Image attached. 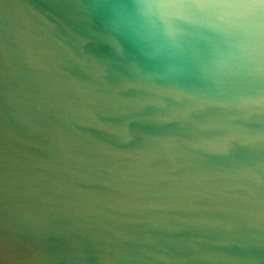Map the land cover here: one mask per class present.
Wrapping results in <instances>:
<instances>
[{
  "label": "water",
  "instance_id": "95a60500",
  "mask_svg": "<svg viewBox=\"0 0 264 264\" xmlns=\"http://www.w3.org/2000/svg\"><path fill=\"white\" fill-rule=\"evenodd\" d=\"M0 264H264V54L0 0Z\"/></svg>",
  "mask_w": 264,
  "mask_h": 264
},
{
  "label": "clouds",
  "instance_id": "9594fccd",
  "mask_svg": "<svg viewBox=\"0 0 264 264\" xmlns=\"http://www.w3.org/2000/svg\"><path fill=\"white\" fill-rule=\"evenodd\" d=\"M135 17L144 35L174 41L183 25L197 23L221 36L234 59L264 54V0H135Z\"/></svg>",
  "mask_w": 264,
  "mask_h": 264
}]
</instances>
